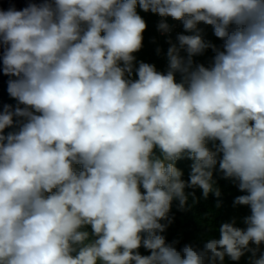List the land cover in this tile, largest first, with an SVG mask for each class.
I'll return each mask as SVG.
<instances>
[{
    "label": "clouds",
    "instance_id": "clouds-1",
    "mask_svg": "<svg viewBox=\"0 0 264 264\" xmlns=\"http://www.w3.org/2000/svg\"><path fill=\"white\" fill-rule=\"evenodd\" d=\"M138 8L190 33L169 40L166 72L137 66ZM209 49L208 66L194 63ZM0 71L17 101L0 110V264H224L247 253L264 264V0L0 8ZM216 171L243 193L233 207L250 209L246 227L233 219L202 246L168 243L173 201L186 210L197 188L219 198Z\"/></svg>",
    "mask_w": 264,
    "mask_h": 264
},
{
    "label": "trees",
    "instance_id": "trees-1",
    "mask_svg": "<svg viewBox=\"0 0 264 264\" xmlns=\"http://www.w3.org/2000/svg\"><path fill=\"white\" fill-rule=\"evenodd\" d=\"M139 14L147 23V30L144 32V40L142 49L135 53L137 66L139 62H145L155 65L156 69L161 72H166L168 68L167 49L169 48L166 41L159 39L156 33V16L151 12H143L138 8ZM202 31L201 35L206 41H210L217 46H220L222 41L214 36L211 26L200 24L198 26ZM190 34V33H186ZM159 49V52L157 51ZM214 53L209 49L202 55L193 58L195 63H203L208 66L211 63ZM179 80V77L177 76ZM191 161L183 159L177 163V167L183 170V179L186 181L189 178ZM214 180L221 191V196L217 198L210 193L207 198L203 197L202 190L186 189V192H195V200L189 196L188 207L186 210L178 208V201H173L169 216L172 218V223L168 226L163 235L168 243L178 241L177 248H181L185 244H195L202 246L203 242L210 237H219L218 228L223 222H230L235 219L238 227H246L244 217L250 215V209L246 206L233 207V201L236 196L242 195L236 184L225 179L219 171L214 173ZM221 206L216 207L217 202ZM164 223H167L164 221ZM141 254H149L147 250L141 248ZM261 252H264V245L261 246ZM251 253L245 254L240 261H232L225 258L224 264H251Z\"/></svg>",
    "mask_w": 264,
    "mask_h": 264
},
{
    "label": "water",
    "instance_id": "water-1",
    "mask_svg": "<svg viewBox=\"0 0 264 264\" xmlns=\"http://www.w3.org/2000/svg\"><path fill=\"white\" fill-rule=\"evenodd\" d=\"M30 0H0V8L7 10L10 7H15L17 10L23 9L28 5ZM32 2H39V0H32ZM10 77L3 75L0 71V110H2L4 105H12L15 107L17 101L11 98L7 92V82ZM13 129H7V131H12Z\"/></svg>",
    "mask_w": 264,
    "mask_h": 264
},
{
    "label": "built area",
    "instance_id": "built-area-1",
    "mask_svg": "<svg viewBox=\"0 0 264 264\" xmlns=\"http://www.w3.org/2000/svg\"><path fill=\"white\" fill-rule=\"evenodd\" d=\"M156 16V33L160 40L166 41L168 46L170 47L169 40H171L172 43H176V36L178 34H186L182 25V22L173 20L172 18H161L159 15L155 14ZM161 20H165L171 27L170 33H162L160 30H158V24L161 22ZM184 55V53H182ZM195 63V62H194ZM179 77V75H178ZM259 256V253H257V258Z\"/></svg>",
    "mask_w": 264,
    "mask_h": 264
}]
</instances>
